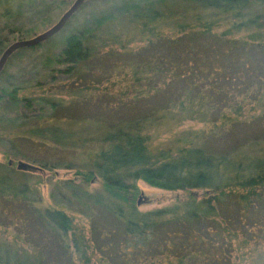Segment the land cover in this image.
<instances>
[{
	"label": "trees",
	"instance_id": "obj_1",
	"mask_svg": "<svg viewBox=\"0 0 264 264\" xmlns=\"http://www.w3.org/2000/svg\"><path fill=\"white\" fill-rule=\"evenodd\" d=\"M57 1L0 0V29L23 39L33 31L24 24L26 20H42ZM89 4L102 5H96L85 18L82 7ZM252 5L251 0H85L58 32L9 55L22 60L32 52L30 58L56 65L47 71L44 65L40 70L49 75L47 81L33 84L38 90L35 96L18 95L24 87L6 74L4 66L0 70V139L9 129L6 123L12 121L5 118L4 108L34 110L36 106L39 117L34 120L37 123H31L33 133L49 130L55 145H75L83 153L84 161L74 165V175L80 182L99 181L101 189L84 192L79 202L93 206L92 216L104 213L110 217L111 233L121 239L109 244L118 264H232V243L237 239L264 243V132L220 151L208 147L202 131L184 132L174 138L175 146L154 152L147 144L148 129L164 119L176 120V116L180 121H208L215 129L227 124L240 127L249 120L264 122V69L260 64L252 68L245 57L252 48L264 53V9L252 12ZM105 64L111 75L127 70L134 87L132 100L141 101V96L158 90L154 95H160L161 105L114 122L85 117L84 121L73 119L74 128L57 123L47 124L50 128L38 125L44 111H48L46 118L58 122L60 110L65 123L69 120L62 114L66 108L91 97L93 90L110 96L111 76L103 80L110 81L109 85L100 86L95 80ZM234 73H242L246 79H241L246 89L240 90V101L231 104L234 94L225 89L229 103L225 99L217 111L211 109L212 89L216 93L221 82L232 79ZM59 75L64 78L60 80ZM154 76L160 78L154 89L143 91ZM171 86L177 89L170 90ZM206 87L210 88L207 95ZM174 91L175 97L170 95ZM118 94L124 95V91L120 89ZM247 106L254 111L250 115ZM212 111L215 117L210 119ZM25 124L23 121L17 128ZM19 132L7 137L13 147L36 143V148L42 146L43 155L47 153L48 144L46 147L44 141L25 134L30 130ZM24 158L40 169L50 170L57 164L47 158ZM136 180L163 190L184 191L186 197L139 211ZM197 190L199 195L194 193ZM30 220L53 236L69 264L76 254L83 264L89 261V246L70 217L58 208H40L29 197L26 181L0 172V229H12L10 240L0 237V264H44L41 252L30 246Z\"/></svg>",
	"mask_w": 264,
	"mask_h": 264
},
{
	"label": "rangeland",
	"instance_id": "obj_2",
	"mask_svg": "<svg viewBox=\"0 0 264 264\" xmlns=\"http://www.w3.org/2000/svg\"><path fill=\"white\" fill-rule=\"evenodd\" d=\"M72 1L73 0H58L55 3L52 2L49 9H47L46 12L42 15V20L38 22H28L26 20L24 24L26 26H32L33 31L32 33L24 36L23 39L29 38L47 29L49 26L55 23V21L66 10V8ZM251 1H253V5L251 7L252 12L263 11V0ZM96 5L102 4H89L82 7V16L88 18L90 16V13L93 12V10H96ZM7 32V30L0 29V53L7 44L14 40L20 39L16 36H13V34H8ZM1 37L3 41H1ZM31 53L32 52H28L27 56L22 58V60L17 59V57L8 56L3 65L4 69L6 68V74L12 75V80L17 85L24 87L23 90L18 93V95L31 96L32 94L33 96H35L38 90L33 84H35V82L37 81H47L49 73L44 71H47L46 69L48 67H56V65L46 63L43 58H40L39 60L35 59V57H33V59L30 58L33 56ZM245 57L249 62H252V68H254V66H256L257 64H260L259 66L264 69L263 52H255L252 48L247 50ZM143 59L144 58H142L141 60ZM44 65H46L47 67L44 71H40L44 67ZM102 71L103 73L101 74V77H95V80L99 81L98 84L100 86L104 84L109 85L111 82L112 84L114 83L113 89L111 85L110 92L112 93L110 96L101 93V91L99 90H93L91 97L88 96L89 98L86 97L83 102L79 101L77 105L66 108V113H62L65 112L64 109H62L63 111L61 113L63 114V117L65 119H69L66 120L65 123L62 119H60V110H58L56 114L57 117L59 116L57 119L58 122H54L55 119L46 118L45 115L48 114V111H44L38 119L40 120L38 122V125H41V127H43L44 125L49 128L51 126L47 125L49 123L71 126L74 125V123H72L73 119L78 118L81 120L83 119L82 121H84L85 117L101 118L107 122H114L119 119L128 118L129 116L144 114L152 108L153 110H155L161 105L162 99L160 98V95H154L158 90L156 92L150 91L146 95L141 96V101L132 100L130 98V90L134 87L129 84V76L126 75L127 70H124V72L118 71L119 73L114 72L111 75V72L109 73V71L112 70H110V67L105 64ZM54 74L58 75L56 72ZM105 76L111 77H109V79ZM58 77L60 78V80L64 78L61 75H59ZM158 77L154 76L153 80H151V82H153L150 84H146L143 88V91L148 92L150 89H154V82L156 81V79H160ZM104 79H109L111 80V82L103 81ZM241 79L244 82L246 81V79H244V76L242 77V73H234V77H232V79H224L223 82H221L220 87H216L218 88L216 89V93H214L215 89L213 88V86L210 85V88H213V93L210 94L212 96L209 104V106H211L210 108L217 111V107L219 108L225 102V89H227L229 93L234 94V96H232L233 100H231V104L233 103V101L235 103L240 101L239 97L241 95H239V92L240 90L242 91V87H244V84H241ZM56 81H54V84L59 83ZM1 83L4 84V82ZM156 85L158 88L161 87L158 81L156 82ZM120 89L124 91V95L118 94ZM126 89L129 90L127 93H125ZM135 89L137 88L135 87ZM169 89H177V87L171 86L169 87ZM209 89L208 87H206V89L204 90L205 95L209 93ZM43 93L48 94L47 92H45V89ZM175 93L176 92L174 91V94L172 92L170 95L175 97ZM229 98L230 97L228 96V98L226 99V101L228 100V103ZM34 108L36 109V106ZM249 108L250 107L248 106L246 107V113L248 115L254 112ZM35 109L26 110L19 106H10L4 108L5 118L7 119L8 117L12 121L6 123L10 130L7 129L8 131H3L2 134H6V136L0 139V172H7V174L12 176L16 180L26 181V183L29 185V197L33 199L34 202H36L37 206H39L40 208H58L63 210L70 217L73 226L76 227L78 231L82 232L85 237V241L89 246L86 249L89 258V261H87L86 264H116L118 258L114 254V251H112L111 245L113 244L111 242L116 243V241H121V239L118 236L113 237V234L111 233L113 223L110 217L104 213H101L99 215L95 213L92 216L93 206L90 203L82 205L79 202V199L84 197V192L93 193L96 191H100L101 188L99 185V181L95 180L85 183L80 182V180L75 177L74 165L79 166L84 161L83 153L79 149L75 148V145L58 147L54 144V135L49 130H42L39 131V133H33L34 129L30 128L34 124L31 123H37L34 120L39 117L37 116L39 113ZM45 109L47 110L46 107H44V110ZM214 117L215 112L212 111L210 119H213ZM177 119L179 121H177ZM5 121L6 120L4 119V122ZM23 121H26L28 124L23 125L22 128H17V125H21ZM211 124L212 123L208 121L204 122L202 120H191L186 118H183L180 121V118H177V116L176 120L164 119L160 123L154 124L152 128L147 130L149 136V140L147 143L148 148L154 152L159 149L173 147L175 146L173 140L176 136L181 135L187 131H190L191 134L192 132L200 133L202 131L204 134L201 138L206 141L208 147L212 148V150L220 151L226 150L231 146L239 144L243 140L250 139L254 135H259L264 132V122L258 123L257 120L254 122H251L249 120L247 123H245V125H240V127L234 125L232 127H229L227 125L231 126V124H227L225 125L224 129H215ZM87 125L90 128V125ZM26 129L30 130V133H25L26 135L30 136L33 139L44 141L46 143L44 144L46 147L48 144L47 153L45 155H43L44 150L42 149V146H39V148H36V146H34L36 145V143L25 144L24 142H22L19 144V146H17V148L11 145L10 139L8 138L14 136L15 134L22 133L19 132V130ZM191 134H189V136ZM79 135L80 133H77V136ZM81 135H84V133L81 132ZM246 149L248 150L247 152H254V150L252 149ZM24 155L39 158L41 157L44 159L47 158L52 160L54 163L57 162V164L50 170L40 169L37 166L31 165L29 161L24 158ZM8 162H10V164H8ZM17 162L27 163L28 165L33 166V168L16 169L15 167ZM68 165L71 167H66ZM18 170H23L25 173H23V175H20V173L16 172ZM135 185L139 190V193L136 196V201L137 199H139V204H137V209L139 211L167 206L175 201L183 200L186 197V193L184 191H171L151 187L141 180H136ZM199 192V190L194 191V193L197 195L200 194ZM92 228H94L93 231ZM11 230V228H1L0 237L4 240H10ZM27 232H29L28 236L30 246H35L41 252L42 261H44V264H69L66 259L63 258L64 254L60 245H57L53 236H51L42 227H40V225L35 220H30L29 222L27 221ZM237 240L238 241H234L232 243V264H264V243H254L252 241L242 242V240L240 239ZM22 244L24 246L26 245L25 242H22ZM109 244L111 245L109 246ZM100 246H105V248H101ZM71 264L83 263L76 254L73 255Z\"/></svg>",
	"mask_w": 264,
	"mask_h": 264
},
{
	"label": "water",
	"instance_id": "obj_3",
	"mask_svg": "<svg viewBox=\"0 0 264 264\" xmlns=\"http://www.w3.org/2000/svg\"><path fill=\"white\" fill-rule=\"evenodd\" d=\"M85 0H73L70 5L66 8V10L60 15V17L49 26L47 29L29 37L26 39H17L9 44H7L0 53V70L2 69L5 61L7 60L8 56L17 48L22 47H29L33 46L39 42H42L55 34L61 27L64 25L66 20L71 16V14L80 6V4ZM30 165L24 162H17L16 169H25L28 168ZM136 204H139V199H137Z\"/></svg>",
	"mask_w": 264,
	"mask_h": 264
}]
</instances>
